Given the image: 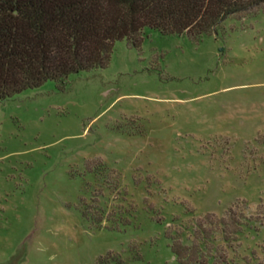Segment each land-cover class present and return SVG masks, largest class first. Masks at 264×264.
Listing matches in <instances>:
<instances>
[{
  "label": "rangeland",
  "instance_id": "obj_1",
  "mask_svg": "<svg viewBox=\"0 0 264 264\" xmlns=\"http://www.w3.org/2000/svg\"><path fill=\"white\" fill-rule=\"evenodd\" d=\"M0 264H264V4L0 102Z\"/></svg>",
  "mask_w": 264,
  "mask_h": 264
},
{
  "label": "trees",
  "instance_id": "obj_2",
  "mask_svg": "<svg viewBox=\"0 0 264 264\" xmlns=\"http://www.w3.org/2000/svg\"><path fill=\"white\" fill-rule=\"evenodd\" d=\"M264 0H0V102L106 68L116 42L146 29L197 40Z\"/></svg>",
  "mask_w": 264,
  "mask_h": 264
}]
</instances>
